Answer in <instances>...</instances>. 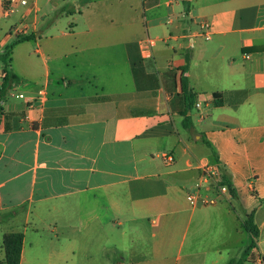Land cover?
I'll use <instances>...</instances> for the list:
<instances>
[{"label": "crops", "instance_id": "0c3cea01", "mask_svg": "<svg viewBox=\"0 0 264 264\" xmlns=\"http://www.w3.org/2000/svg\"><path fill=\"white\" fill-rule=\"evenodd\" d=\"M10 2L0 264L12 233L19 264H230L252 243L249 214L245 264L264 258V0ZM208 164L236 195L193 205Z\"/></svg>", "mask_w": 264, "mask_h": 264}, {"label": "built area", "instance_id": "2783aa9c", "mask_svg": "<svg viewBox=\"0 0 264 264\" xmlns=\"http://www.w3.org/2000/svg\"><path fill=\"white\" fill-rule=\"evenodd\" d=\"M22 5L27 4V0H19ZM11 4L18 3V0H11ZM13 8V7H12ZM201 34L206 39L211 38V33L207 26L201 27ZM157 42L155 39L148 37L141 43V51L143 57L147 60L152 59L153 57V48L156 46ZM5 78V72L0 73V83L2 84L3 79ZM20 98H24V95H20ZM198 108L201 107V104L197 105ZM164 162L167 165H173L175 163V157L171 154H167L164 157ZM205 191L209 196L202 197L200 193ZM230 194L229 188L224 184V175L221 169L217 165L208 164L202 168L201 176L196 183L194 189H190L188 192V200L193 205L199 203L215 205L222 195ZM256 264H264V258L259 257Z\"/></svg>", "mask_w": 264, "mask_h": 264}, {"label": "trees", "instance_id": "16d2710c", "mask_svg": "<svg viewBox=\"0 0 264 264\" xmlns=\"http://www.w3.org/2000/svg\"><path fill=\"white\" fill-rule=\"evenodd\" d=\"M33 38H34L33 36H28V37H25L23 40H31ZM12 49H13V46L10 47L7 50L6 54L2 56L0 59L6 65V68L4 69L5 78L2 81L1 89H0L1 99H4L6 95L8 94L9 90L18 82V76L9 70L10 55L12 53ZM185 92L187 93L186 86H185ZM0 105H1V100H0ZM184 126L186 128L191 127V122L189 121L188 117H185ZM224 184L228 186L230 194L234 197L236 195V192L233 189V186L230 180L226 178L225 176H224ZM243 227L247 232L251 233L252 243L240 261L234 260L230 264H245V262H247L251 254V251L256 247V240L259 237V228L257 224L255 223L253 214H249L247 216V218L245 219L243 223ZM23 239H24V236L21 233H12L5 237L4 246L6 249L7 264H19L20 263Z\"/></svg>", "mask_w": 264, "mask_h": 264}, {"label": "rangeland", "instance_id": "374dc122", "mask_svg": "<svg viewBox=\"0 0 264 264\" xmlns=\"http://www.w3.org/2000/svg\"><path fill=\"white\" fill-rule=\"evenodd\" d=\"M213 234H215V236H217L218 232L213 231ZM247 237H249V239H250V235L247 234ZM245 248H247V246L244 245L243 250H244Z\"/></svg>", "mask_w": 264, "mask_h": 264}]
</instances>
